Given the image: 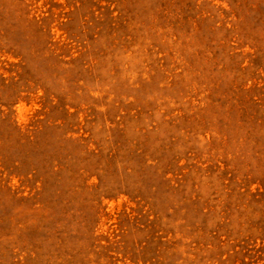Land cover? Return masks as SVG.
<instances>
[{
  "label": "rangeland",
  "instance_id": "1",
  "mask_svg": "<svg viewBox=\"0 0 264 264\" xmlns=\"http://www.w3.org/2000/svg\"><path fill=\"white\" fill-rule=\"evenodd\" d=\"M0 264H264V0H0Z\"/></svg>",
  "mask_w": 264,
  "mask_h": 264
}]
</instances>
